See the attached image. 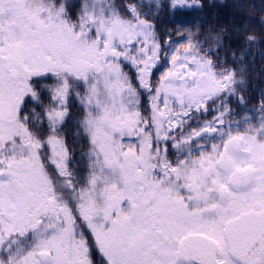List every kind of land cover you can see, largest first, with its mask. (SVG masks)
I'll return each mask as SVG.
<instances>
[{"label":"snow or ice","instance_id":"obj_1","mask_svg":"<svg viewBox=\"0 0 264 264\" xmlns=\"http://www.w3.org/2000/svg\"><path fill=\"white\" fill-rule=\"evenodd\" d=\"M234 7L0 0V264H264V0Z\"/></svg>","mask_w":264,"mask_h":264},{"label":"trees","instance_id":"obj_2","mask_svg":"<svg viewBox=\"0 0 264 264\" xmlns=\"http://www.w3.org/2000/svg\"><path fill=\"white\" fill-rule=\"evenodd\" d=\"M236 2L237 0H203V9L190 8L177 10L174 13L165 9L160 17L161 31L163 32L165 28L172 31L177 21L189 25L193 33L197 31V26L206 28L209 25L228 26L230 30L233 18L237 24L248 19V16L238 15L237 9L234 7ZM253 2L259 6L260 0H253ZM250 15L252 20L249 28L257 33L264 31V28L258 23L259 18L264 15L259 7L255 11H251ZM251 57L244 85L245 98L251 101L248 105L250 108L264 96V46H257L251 53ZM233 106L235 107V105Z\"/></svg>","mask_w":264,"mask_h":264}]
</instances>
